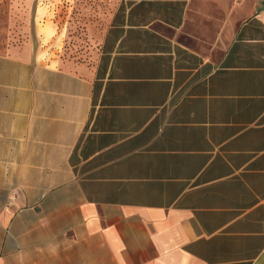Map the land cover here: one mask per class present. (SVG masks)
<instances>
[{
	"label": "crops",
	"instance_id": "crops-1",
	"mask_svg": "<svg viewBox=\"0 0 264 264\" xmlns=\"http://www.w3.org/2000/svg\"><path fill=\"white\" fill-rule=\"evenodd\" d=\"M106 2L0 53V264H264V0Z\"/></svg>",
	"mask_w": 264,
	"mask_h": 264
},
{
	"label": "rangeland",
	"instance_id": "rangeland-1",
	"mask_svg": "<svg viewBox=\"0 0 264 264\" xmlns=\"http://www.w3.org/2000/svg\"><path fill=\"white\" fill-rule=\"evenodd\" d=\"M111 7L106 0H0V53L25 56L39 43L35 28L54 21L65 29L60 54L89 61Z\"/></svg>",
	"mask_w": 264,
	"mask_h": 264
},
{
	"label": "trees",
	"instance_id": "trees-1",
	"mask_svg": "<svg viewBox=\"0 0 264 264\" xmlns=\"http://www.w3.org/2000/svg\"><path fill=\"white\" fill-rule=\"evenodd\" d=\"M68 32V31H67ZM65 41V40H64ZM61 57H62V59H66V60H72V61H74V62H80V63H84V61H78V60H74V59H70V58H65L64 56H63V50H62V53H61ZM90 61V60H89ZM89 61H85V62H89Z\"/></svg>",
	"mask_w": 264,
	"mask_h": 264
}]
</instances>
